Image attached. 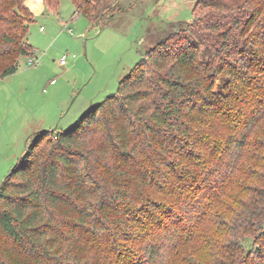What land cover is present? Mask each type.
I'll return each instance as SVG.
<instances>
[{
  "label": "trees",
  "instance_id": "16d2710c",
  "mask_svg": "<svg viewBox=\"0 0 264 264\" xmlns=\"http://www.w3.org/2000/svg\"><path fill=\"white\" fill-rule=\"evenodd\" d=\"M71 1L92 26L131 8ZM196 1L116 93L31 136L0 186V264H264V0ZM34 18L0 0V78L35 55Z\"/></svg>",
  "mask_w": 264,
  "mask_h": 264
},
{
  "label": "rangeland",
  "instance_id": "374dc122",
  "mask_svg": "<svg viewBox=\"0 0 264 264\" xmlns=\"http://www.w3.org/2000/svg\"><path fill=\"white\" fill-rule=\"evenodd\" d=\"M135 1L123 0L131 8L101 27L92 26L71 0H61L57 9L44 0H26L35 15L28 40L38 62L22 56L18 71L0 78V186L34 133L69 129L116 93L157 39L192 19L197 2Z\"/></svg>",
  "mask_w": 264,
  "mask_h": 264
},
{
  "label": "built area",
  "instance_id": "2783aa9c",
  "mask_svg": "<svg viewBox=\"0 0 264 264\" xmlns=\"http://www.w3.org/2000/svg\"><path fill=\"white\" fill-rule=\"evenodd\" d=\"M41 30H44V27H41ZM35 55H32V57L29 59V62L31 64H36L38 62V59L34 57ZM68 59V54H64L61 58V63L66 64Z\"/></svg>",
  "mask_w": 264,
  "mask_h": 264
}]
</instances>
